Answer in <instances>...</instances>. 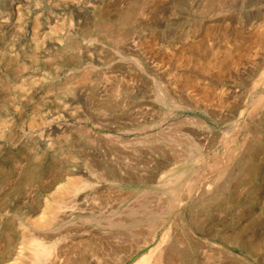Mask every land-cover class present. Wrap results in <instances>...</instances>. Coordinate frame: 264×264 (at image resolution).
Listing matches in <instances>:
<instances>
[{"label":"rangeland","instance_id":"rangeland-1","mask_svg":"<svg viewBox=\"0 0 264 264\" xmlns=\"http://www.w3.org/2000/svg\"><path fill=\"white\" fill-rule=\"evenodd\" d=\"M16 18L0 45V264H31L40 207L81 170L85 185L65 194L77 212L46 232L59 239L47 264H135L162 242L161 227L148 241L162 212L184 260L223 264L188 226L264 264V0H23ZM190 51L182 66L159 56ZM225 51L226 75L198 68ZM86 71V88H71ZM186 77L198 88L181 89ZM145 171L154 181L126 182ZM166 172L183 173L165 188Z\"/></svg>","mask_w":264,"mask_h":264},{"label":"bare ground","instance_id":"bare-ground-1","mask_svg":"<svg viewBox=\"0 0 264 264\" xmlns=\"http://www.w3.org/2000/svg\"><path fill=\"white\" fill-rule=\"evenodd\" d=\"M2 1V0H0ZM4 2V1H3ZM9 5L6 6L5 4L3 6H1L0 8V45L3 44V40L5 39L4 37L6 36V34L10 31H12L13 29H16L18 27H20L19 25V20L18 18H16V15H19V11L22 9L23 6V0H8ZM25 5V4H24ZM24 15V14H23ZM22 26V25H21ZM13 33V32H11ZM15 33V32H14ZM11 35V34H10ZM263 37V33H262V29H256L255 31L250 32V34L248 35L247 38H249L251 41H260V39ZM6 40V39H5ZM5 42V41H4ZM7 43V41H6ZM145 44V43H144ZM143 45V44H142ZM143 47V46H142ZM189 49L193 52V51H198L200 48L198 46V44H193L188 46ZM145 48V47H144ZM149 48V47H148ZM148 50V49H147ZM151 51V50H150ZM186 53V52H179V53H166L165 54L161 52V55H159L164 61L166 62H171V61H175L177 63V65H188L191 64V60L193 59V57L191 56L192 53ZM224 51V50H223ZM222 51V52H223ZM215 52V51H214ZM213 52V53H214ZM221 52V51H220ZM226 53H221L220 55H222L219 59V61H215L214 63L210 62L207 63L202 62L199 58L198 60H196V64L198 65V68H200L202 71L204 72H208L209 70L206 68L208 66H216L217 68L220 69V73H224L225 74V64L226 61L235 60V56L233 54H231V52L225 51ZM219 53V52H218ZM159 54V53H158ZM152 56V55H151ZM219 57V55H217ZM237 59V58H236ZM151 60V59H150ZM208 60V59H207ZM163 61V62H164ZM237 61V60H236ZM160 62V61H159ZM209 62V60H208ZM235 62V61H234ZM162 63V62H161ZM165 64V63H164ZM89 70V69H87ZM84 76L77 78L76 80H70V81H78L79 83H77L75 86H71V88H73L74 90L76 89L77 91H81L82 89L86 88V86L84 85V82L87 81L90 77V75H92V71H86L84 72ZM222 73V74H223ZM6 75V74H5ZM223 75V76H224ZM177 77V76H176ZM94 78V77H93ZM73 82V84H74ZM184 83V85L182 84L181 89H185L186 84L191 85V86H196L198 88L199 85H197L192 78L190 77H186L183 78L182 83ZM71 83V82H70ZM187 85V86H188ZM189 87V86H188ZM202 87V86H201ZM191 88V87H190ZM194 88V87H193ZM202 89V96H205V98L207 97L210 98H215L216 95L212 92V87L211 89H207L206 86L200 88L198 90ZM187 90V89H186ZM73 91V90H72ZM200 91V92H201ZM216 92V91H214ZM169 95V94H168ZM200 95V94H199ZM197 95V96H199ZM221 95V94H220ZM160 96V95H159ZM222 97V96H221ZM171 99V97H169ZM218 98V97H217ZM172 100V99H171ZM203 100V99H202ZM222 100V99H221ZM174 101V100H173ZM209 101V99L207 100ZM193 102V101H192ZM197 102V101H196ZM212 102V101H211ZM217 102V101H216ZM210 103V101H209ZM179 104V103H178ZM201 104V103H200ZM199 106V105H198ZM213 106V105H212ZM216 106V105H215ZM208 108V107H207ZM217 108V107H215ZM105 109V108H104ZM103 109V110H104ZM208 110L212 113V111L208 108ZM218 110V109H217ZM214 111V110H213ZM222 112V111H221ZM224 115V114H222ZM221 115V116H222ZM95 116V115H94ZM93 116V117H94ZM215 117V116H214ZM187 119V118H185ZM202 119V118H201ZM220 119V118H219ZM200 122V121H199ZM204 122V121H202ZM207 124V123H206ZM200 126V125H199ZM207 126V125H206ZM205 126V127H206ZM193 127V126H192ZM202 127V125H201ZM209 127V125H208ZM203 128V127H202ZM200 128V129H202ZM207 128V127H206ZM200 129L197 128V130L199 131ZM196 130V129H195ZM208 130V129H207ZM196 131V132H198ZM203 131V130H202ZM210 131V130H209ZM195 132V131H194ZM195 132V133H196ZM206 132V131H205ZM197 135V134H196ZM201 135V134H200ZM199 136V135H198ZM206 136V135H205ZM259 139V138H258ZM262 139V138H261ZM254 148V147H253ZM257 152V151H256ZM161 163V162H160ZM163 165V164H162ZM71 172V171H69ZM67 174H70V173ZM87 171L85 170H81L80 173L82 175H87L86 173ZM166 172V177H160L161 179V183L162 186L167 188V186L169 187L170 184H173V182L175 183V181H178V178L180 176V174L182 175V173H177L174 176H172L170 173ZM74 174L73 172H71V175ZM143 174V173H142ZM174 174V173H173ZM70 175V176H71ZM82 175H76V177L74 178H70L74 180V182L72 181L70 188H68L66 191H64L63 193L59 192L58 195L55 196L54 201L48 203L45 202L44 206L40 207L42 210V216L44 217V219H40V221H36L37 227L43 231H41L39 233V231H36V233L38 232L37 235H34V233L32 234V238H30V247H31V251H29V253L31 252L30 258H31V264H47V262L52 259V254L54 251V245L58 244L59 239H53L54 236H48L50 234H47L46 232L48 231H53L52 227L53 224L56 222V220H64L67 217H70L74 212L76 211V208L78 207L77 204L74 203V200L72 197H66L67 195L65 194H69V193H73L74 195L76 194L75 192H78L82 187L83 184L85 185V183L83 182V176ZM124 175V174H123ZM135 175H127L126 176V182L128 181H134L135 183H150L152 181H154V176L153 173L150 171H145L143 175H141L140 177H134ZM83 177V178H82ZM115 177V176H114ZM112 177V178H114ZM116 178H119L121 180H123L122 176H117ZM115 178V179H116ZM69 180V181H70ZM85 180V179H84ZM87 184V183H86ZM63 191V190H62ZM164 191V190H163ZM174 191V190H173ZM83 203V202H82ZM86 207V206H85ZM81 208V207H80ZM35 210V209H34ZM33 211V210H32ZM31 211V212H32ZM161 214V221L160 223L157 225L158 227H156L154 234H152L153 236L149 238L148 241L150 240H154V238L158 235V231L156 232V230L159 229V227L162 228V232H161V243L156 245L155 248L148 253H144L142 254V256H140V258L135 261V264H162L163 261L166 259L165 262L169 261L170 263L168 264H202L203 258H201L199 255L198 256H194L193 258H188V260H184L183 257L181 258V256L183 255V252L181 254V251L178 248V243L180 238V227H178L179 225L174 223L175 225H168L167 226V222H168V217L169 215L166 212H162ZM159 214V215H160ZM101 218V217H100ZM175 219V218H174ZM173 221V220H172ZM216 228H214L213 226L208 228L209 233L213 234L214 237H212L213 239H221L224 240L228 243L233 244L234 242L231 241L229 239L230 237V233L227 234L226 229L224 228H220L219 226H215ZM171 228L172 231H171ZM184 229L187 230L186 234H187V238L189 240V242H192L198 249L202 248V247H206V255L208 256L211 255L216 258H218L223 264H251L250 262H248L246 259L239 257L237 253H235L233 250L229 249L227 246L221 245L220 243L213 241V240H203L196 231H193V229L189 228L188 226H185ZM202 230H205L204 228H200ZM35 230V229H34ZM57 231V230H55ZM171 231V232H170ZM179 232V233H177ZM35 233V234H36ZM53 233V232H52ZM56 235V234H55ZM237 235V234H236ZM233 235H231L232 237ZM236 237V236H235ZM102 238V237H101ZM44 239H51V241L46 242ZM202 239V240H201ZM239 239V238H238ZM237 239V240H238ZM230 240V241H229ZM235 240V239H234ZM148 241H144L145 243H148ZM178 242V243H177ZM238 243V241H237ZM56 247V246H55ZM197 249V250H198ZM205 251V250H204ZM209 251V252H208ZM98 254V253H97ZM202 255V256H203ZM99 256V255H98ZM179 256V259L177 258ZM209 257V256H208ZM59 258V257H58ZM57 258V259H58ZM96 258V257H95ZM167 258L169 260H167ZM186 258V257H185ZM212 258V259H213ZM56 259V258H55ZM54 259V260H55ZM61 259V257H60ZM53 260V261H54ZM98 260L100 262L101 258L98 257ZM178 260V261H177ZM51 261V260H50ZM49 261V262H50ZM204 263V262H203ZM207 263V262H206ZM205 263V264H206ZM23 264V263H22ZM53 264V263H52ZM86 264V263H85ZM208 264V263H207ZM211 264V263H210Z\"/></svg>","mask_w":264,"mask_h":264}]
</instances>
